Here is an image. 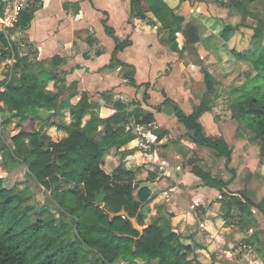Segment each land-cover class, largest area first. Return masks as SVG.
<instances>
[{"label":"trees","instance_id":"obj_1","mask_svg":"<svg viewBox=\"0 0 264 264\" xmlns=\"http://www.w3.org/2000/svg\"><path fill=\"white\" fill-rule=\"evenodd\" d=\"M257 1L260 0L231 3L241 12L243 25L249 14L259 20V27L246 26L254 30L251 49L244 52L235 49L234 35L240 26H226L222 39L225 45L228 44L231 55L251 74L247 81L233 89L232 94L235 103L248 102L240 122L258 142L260 156L264 158V20L259 12L250 8ZM130 2L133 17L151 13L170 33L169 40L175 43V35L183 31L181 24L184 19L164 0ZM33 13L23 14L17 28L27 29ZM103 25L106 34L116 44L111 65L118 63L126 69L125 80L129 86L145 88L142 101L147 103L150 84L138 85L135 68L117 59L119 52L132 45L130 37L121 41L105 21ZM0 44L5 47L11 45L8 50L0 47V66L14 53L13 71L17 74L10 80L8 76L0 79V126L12 125L17 131L11 143L0 141L1 167L10 173L24 166L28 175L50 195L53 208L61 219L60 224L54 220L33 222L29 210L20 207L27 199L26 191L8 187L6 178L0 176V264H118L121 261L127 264H217L214 257L202 259L179 234L166 232L158 223L145 222L146 209L152 202V190L136 188L135 185L154 183L155 180L149 177L138 181V170L125 168L124 161L130 151L121 150L138 138V127H147L155 122L154 113L143 109L141 101L124 103L118 100L109 103L113 114L101 118L94 112L96 104L91 102L89 94L84 93L70 108V123H63L56 105L59 93L47 89V80L42 73L30 66L27 58L20 56L17 45L9 43L1 30ZM228 46L223 45V48ZM205 79L211 82L208 90L211 93L216 82L208 74ZM165 98L163 105H172L175 117L189 131L188 138L197 146L210 148L218 157L225 158L226 169L234 178L236 172L230 169L233 152L229 145L223 138L207 136L200 122L202 115L211 109L206 100L192 113L186 114L177 102ZM44 108L53 109V112L44 117L40 111ZM161 108L162 105L156 110L161 111ZM248 113L250 121L246 118ZM87 115L91 118L84 123ZM38 120L43 122L40 129L36 128ZM52 128L66 136L53 141L48 134ZM112 150L121 152V157L118 166L109 172L104 163L106 153ZM183 168L200 179L202 186L220 192L218 201L227 209L224 215L227 225H235L228 223L233 218V209L239 212L238 225L245 219H252L254 211L264 215V199L257 203L245 191H231L230 182L204 170L197 157L187 159ZM102 190L104 206L101 208L96 205V194ZM122 209L145 228L142 237L127 218L112 219L109 216V213H119ZM245 244L256 246L264 262V240L258 233L245 240ZM92 255L98 257L96 261L91 260Z\"/></svg>","mask_w":264,"mask_h":264},{"label":"crops","instance_id":"obj_2","mask_svg":"<svg viewBox=\"0 0 264 264\" xmlns=\"http://www.w3.org/2000/svg\"><path fill=\"white\" fill-rule=\"evenodd\" d=\"M241 1L164 0L184 19L181 24L183 31L175 35V43L169 40L170 33L151 13L145 18L133 17L130 0H41L29 27L15 30L21 36L16 41L18 44L15 43L20 56L27 58L29 65L42 73L49 91L59 93L56 105L61 115L68 116L69 123L70 108L84 93L89 94L91 102L96 104L94 112L101 118L113 114L109 103L142 99L140 95L143 96L145 88L129 86L125 80L126 69L118 63L111 65L116 44L106 34L103 21L113 29L117 39L123 41L130 37L132 45L119 52L117 59L135 68L138 85L150 84V100L147 103L141 101V104L155 116V122L147 127H138V138L121 150L130 151L124 161L127 170L141 169L146 173L144 180L149 177L155 180L154 183L147 182L154 184L157 192H152L145 221L158 223L166 232L179 234L202 259L214 257L217 264H264L256 246L249 245V251L239 257L237 248L241 242L251 239L254 233L264 240V233L259 234L263 229L255 222L258 215H264L254 211L252 219H245L235 226L226 225L224 215L227 209L218 201L220 192L202 186L200 179L184 170L183 163L197 157L204 170L230 182L231 191L245 190L253 201L259 203L264 195L258 196L254 188L264 180V158H261L258 148L256 159L259 166L257 171L252 169L250 164L253 160L248 158V148L253 147L249 141L243 140L236 146L232 144L223 130L222 121L213 112L214 107L208 105L211 109L202 115L200 122L207 136L223 138L232 150L230 169L236 172L233 178L231 171L226 169L225 158L218 157L210 148L194 144L188 138L189 131L175 117L173 107L163 103L165 97L175 101L167 94L165 83L170 80L185 84L190 77L184 73L188 75L195 70L199 81L206 80L207 74L214 79V72L221 78L219 72L226 62H220L218 52L224 50L222 32L226 26H240L234 35L236 50L247 51L254 44V30L243 25L241 12L231 5ZM250 8L254 12H264V0L251 4ZM13 40L15 38L8 39L11 44H14ZM262 40L264 42V34ZM10 46L0 44L4 50ZM6 62L11 64L5 72L10 80L17 75L13 71L14 53ZM153 91L162 93L159 104L152 103ZM204 99L203 96L197 103H192L186 95L175 102L192 113ZM161 105V111H157ZM2 106L8 108L6 104ZM40 111L47 117L53 109ZM90 118L91 115L85 116L84 123ZM166 122L171 124L168 126ZM239 132L241 136L245 135L243 129ZM243 171L256 180H247L241 188L237 185ZM197 204L205 210L200 218L191 211ZM246 245L244 247L247 248Z\"/></svg>","mask_w":264,"mask_h":264},{"label":"rangeland","instance_id":"obj_3","mask_svg":"<svg viewBox=\"0 0 264 264\" xmlns=\"http://www.w3.org/2000/svg\"><path fill=\"white\" fill-rule=\"evenodd\" d=\"M259 16L264 20V12L260 13ZM140 18H145V16H142ZM244 25H249L253 27H259V20L256 18L255 15L249 14V16L246 17L244 20ZM19 31H12L10 33V38H15V41L13 40V43L18 44L16 41L20 39V35H18ZM236 38V37H235ZM264 44V42H262ZM224 46H228L224 44ZM231 46V45H230ZM250 48V47H249ZM248 48V49H249ZM251 49V48H250ZM239 52H244L240 51ZM220 55V58L222 59V62L225 63V66L220 69V79L218 78V74L214 72L215 78L213 79L216 82L215 88L211 93H208L207 89V81L202 80L199 81L196 78V71L192 70L191 73L188 75L184 73L188 81L185 84H181L178 82H173V81H167L165 83L166 89H167V94H169V97H172L175 99V101H178V98H182V96L188 95L192 103H197L199 100L202 99L204 96L207 105H210L211 107H214V114L217 116L219 120L222 121L223 123V130L226 131V135L231 141L232 144L235 146L241 143L243 140L249 141V144L253 148H248V158H252L253 163L250 164L252 169L257 171L258 166H259V161L257 157V149L259 148L258 142L254 139H252V136L247 132V130L244 131V127L241 124V115L242 113L248 108V102L244 101L241 103H235V97L233 96L232 92L234 91L236 86L241 85L247 79L250 78V73L243 67L241 62L237 61L236 58H234L231 53H230V48L229 46L224 48L222 52H218ZM160 56V55H158ZM11 64L8 62H3L0 67V77L4 78L7 75H5V72L7 69H9ZM180 74L182 73L179 71ZM218 78V79H217ZM132 89V88H131ZM143 92V91H142ZM142 94V93H141ZM191 95V96H190ZM165 96H167L165 94ZM142 97V95H140ZM163 98L161 92H155L153 91V96H152V103L153 104H159L160 103V98ZM138 100L136 99H128L126 102L131 103L132 101ZM139 101H142V99H139ZM142 103H144L142 101ZM171 105V104H170ZM172 106V105H171ZM182 107V106H181ZM132 108H130L131 110ZM182 110L185 113H190L191 110L182 108ZM63 123H69L68 122V116L65 114H60L59 115ZM247 121H250V115H246ZM168 120V119H167ZM167 125L169 126L171 123L166 122ZM43 125L42 121H38L36 124V128L40 129ZM184 127V126H183ZM243 129V133L245 135L241 136L239 133L240 130ZM17 133L16 129L14 126H0V141L4 140L7 143H11V138ZM49 136L53 141H58L62 139L64 136L62 132L50 130L48 132ZM238 155V154H237ZM236 155V156H237ZM121 157V152L112 150L108 153H106L105 156V163L104 166L107 171L113 170L115 167L118 166L119 161ZM255 159V160H254ZM238 161V159H237ZM239 162V161H238ZM2 161L0 158V176L6 178V185L8 187H16L17 190L19 191H26L25 196L27 197L26 201L21 204V209L27 208L29 210V214L31 217V220L35 222L36 220H54L56 221L57 224H60V215L57 210H54L53 204L51 203L50 195L46 193L45 189L41 186H39L33 178H31L28 173L27 169L24 166H21L14 171L7 173L2 167H1ZM239 164V163H238ZM243 166V165H242ZM145 170V169H144ZM144 174V175H143ZM146 176L145 171H138L137 173V180H144ZM233 176V175H232ZM229 177H231V174L229 173ZM247 180L255 181L256 179L253 177H250L246 171H243L241 174V180L238 183V187L243 188V185L245 184ZM246 185V184H245ZM72 187V186H71ZM256 192L258 193V196L264 195V180L259 181L257 184V187L254 188ZM245 191V190H243ZM246 192V191H245ZM153 194V193H152ZM153 198V196H152ZM197 217L200 218L203 214V206L201 204L194 205L193 209L191 210ZM232 216L233 218H230L228 220V223H232L237 225L236 223L238 220H240L239 212L236 209H233L232 211ZM258 219H256V223L261 229H263L262 232L259 231V234L264 233V217L261 215L257 216ZM146 222V221H145ZM147 223V222H146ZM148 224V223H147ZM227 225V224H226ZM231 226L230 224H228ZM234 225V226H235ZM264 238V235H263ZM245 242H241L239 244L238 248V257L239 255L241 256L242 254H245L247 251H249V245H246ZM258 246V245H257ZM96 255L91 256L92 261L97 260ZM118 264H127L126 262H119Z\"/></svg>","mask_w":264,"mask_h":264},{"label":"built area","instance_id":"obj_4","mask_svg":"<svg viewBox=\"0 0 264 264\" xmlns=\"http://www.w3.org/2000/svg\"><path fill=\"white\" fill-rule=\"evenodd\" d=\"M41 0H0V30L7 39L15 31L23 14L33 12Z\"/></svg>","mask_w":264,"mask_h":264},{"label":"water","instance_id":"obj_5","mask_svg":"<svg viewBox=\"0 0 264 264\" xmlns=\"http://www.w3.org/2000/svg\"><path fill=\"white\" fill-rule=\"evenodd\" d=\"M207 89H211V82L207 81ZM136 188H149L152 190V192L155 194L157 192V189L154 184H150L147 182H143L141 184L135 185ZM96 205L99 207L104 206V191L102 190L100 194H96ZM109 216L113 218L121 217V218H127L133 225L134 229L140 233V236L142 237L144 235L145 228L140 226L136 218H130L127 216V213L125 209H122L119 213H109ZM118 236H120L118 234ZM136 250V247H134V251Z\"/></svg>","mask_w":264,"mask_h":264}]
</instances>
